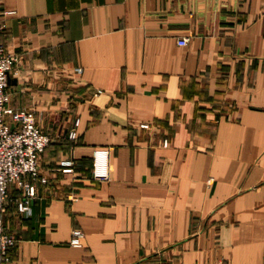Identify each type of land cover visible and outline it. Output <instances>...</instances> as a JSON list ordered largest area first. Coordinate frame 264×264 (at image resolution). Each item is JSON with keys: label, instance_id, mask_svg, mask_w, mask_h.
Wrapping results in <instances>:
<instances>
[{"label": "crops", "instance_id": "1", "mask_svg": "<svg viewBox=\"0 0 264 264\" xmlns=\"http://www.w3.org/2000/svg\"><path fill=\"white\" fill-rule=\"evenodd\" d=\"M0 16L8 105L51 138L30 215L10 188V264H264V0H0Z\"/></svg>", "mask_w": 264, "mask_h": 264}, {"label": "built area", "instance_id": "2", "mask_svg": "<svg viewBox=\"0 0 264 264\" xmlns=\"http://www.w3.org/2000/svg\"><path fill=\"white\" fill-rule=\"evenodd\" d=\"M3 32L4 24L0 16V264H10L12 251L17 244L16 237L5 225V214L11 201L10 188L13 187L18 192L15 201L19 213L23 216L30 215L31 204L36 197V183L47 184V179L39 173V158L51 138L40 128L32 110L8 105V75L14 71L16 58L4 47ZM186 44L187 39L177 41L179 47H185ZM74 71L78 73L81 69L75 68ZM78 123V118L74 119L67 132L69 140H76ZM163 145L166 146V141ZM78 166L80 163L72 156L58 161V167L63 173H72ZM83 239V232L74 228L69 245L80 248L83 246Z\"/></svg>", "mask_w": 264, "mask_h": 264}, {"label": "rangeland", "instance_id": "3", "mask_svg": "<svg viewBox=\"0 0 264 264\" xmlns=\"http://www.w3.org/2000/svg\"><path fill=\"white\" fill-rule=\"evenodd\" d=\"M50 144V143H49ZM166 145H167V142H166ZM49 146V145H48Z\"/></svg>", "mask_w": 264, "mask_h": 264}]
</instances>
